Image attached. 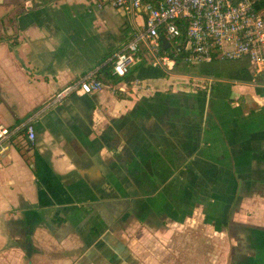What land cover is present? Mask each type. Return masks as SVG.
<instances>
[{"label":"crops","instance_id":"obj_1","mask_svg":"<svg viewBox=\"0 0 264 264\" xmlns=\"http://www.w3.org/2000/svg\"><path fill=\"white\" fill-rule=\"evenodd\" d=\"M132 28L87 0H0V125L39 111L0 154V264H264V60L163 72L142 48L42 108Z\"/></svg>","mask_w":264,"mask_h":264},{"label":"built area","instance_id":"obj_2","mask_svg":"<svg viewBox=\"0 0 264 264\" xmlns=\"http://www.w3.org/2000/svg\"><path fill=\"white\" fill-rule=\"evenodd\" d=\"M87 2L98 9L108 5L122 10L132 22L131 35L110 57L54 94L42 105L44 109L55 106L73 91H100L105 86L103 74L124 77L142 48L148 54L149 64L163 72L176 61L198 66L215 60L247 58L254 65L264 60V0ZM138 17L140 23L136 21ZM207 80L209 84L211 79ZM204 86L208 87L201 85ZM38 112L13 127L0 125V154L7 149L10 136L17 132L29 143L34 142L33 119Z\"/></svg>","mask_w":264,"mask_h":264},{"label":"rangeland","instance_id":"obj_3","mask_svg":"<svg viewBox=\"0 0 264 264\" xmlns=\"http://www.w3.org/2000/svg\"><path fill=\"white\" fill-rule=\"evenodd\" d=\"M205 239L208 240L207 243L209 244V239L208 238H205ZM210 241L212 242V246L210 248L212 250L211 254H213V256L217 255L220 257H224V255H223L224 253H221L220 251L225 249L226 244L228 243V239L227 238L214 237ZM150 264H174L173 263V256H171L170 252L166 253L163 256V259H159V258L154 259L151 261Z\"/></svg>","mask_w":264,"mask_h":264},{"label":"trees","instance_id":"obj_4","mask_svg":"<svg viewBox=\"0 0 264 264\" xmlns=\"http://www.w3.org/2000/svg\"><path fill=\"white\" fill-rule=\"evenodd\" d=\"M138 53H137V57H138ZM236 60V59H235ZM220 61H222V60H215V61H211V62H208V63H206V64H210V63H216V62H220ZM223 61H228V60H223ZM179 62L178 61H176L175 63H174V65H176V64H178ZM191 67H197V66H191ZM105 70V69H104ZM129 70V69H128ZM128 72V71H127ZM104 75V77L105 78H110L113 82H116V81H118L119 79H121L122 77H114V76H109V75H107V74H103ZM210 86H214V84H212L211 83V85ZM196 87V86H195Z\"/></svg>","mask_w":264,"mask_h":264},{"label":"water","instance_id":"obj_5","mask_svg":"<svg viewBox=\"0 0 264 264\" xmlns=\"http://www.w3.org/2000/svg\"><path fill=\"white\" fill-rule=\"evenodd\" d=\"M164 43V42H163Z\"/></svg>","mask_w":264,"mask_h":264}]
</instances>
